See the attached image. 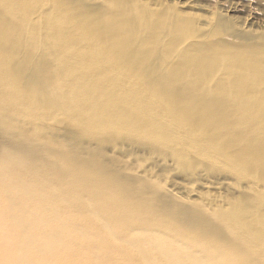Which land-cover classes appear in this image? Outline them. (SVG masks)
<instances>
[{
	"label": "bare ground",
	"instance_id": "1",
	"mask_svg": "<svg viewBox=\"0 0 264 264\" xmlns=\"http://www.w3.org/2000/svg\"><path fill=\"white\" fill-rule=\"evenodd\" d=\"M40 1L0 0V44L3 42V49L0 46V124L10 138L5 141L6 149L0 150V218H5L0 224H7L10 231L0 232V249L13 241L10 264H33L34 257L42 264L59 261L73 264L72 260L78 263L82 260L78 257L81 249H88L86 253L92 257L89 264H241V260L247 262L250 257H255L250 264H264L262 224L256 217L258 212L249 209L243 200H238L242 213L236 215L237 220L210 213L202 204L199 213L190 212L182 204L168 201L169 196H174L171 190L166 191L168 197L154 196L149 188L143 189L132 180L115 178L102 171L101 166L67 159L63 148H58L60 144L54 143L56 153L43 145L32 147L20 138L24 136V127L16 123L17 118L5 106L12 97L18 99L14 96L17 87L14 80L30 65L31 56L21 55L26 49L37 52L41 43L45 50L58 52L50 53V60L64 67L73 60L81 67L85 54L95 58L92 51L102 47L101 53L107 60L90 66L93 71L98 73L101 66L97 65L108 63L117 65L129 77L112 81L81 77L76 82L65 78L64 87L75 84L86 92L85 96L80 95L82 102L69 104L67 108L62 106L63 94L57 75H73L76 70L53 67L49 71L38 70L44 63L39 62L28 68L27 78L34 91L28 96L37 100L42 110L69 112L77 125L83 122L73 114L83 110L85 121L94 107L97 112H103L101 115L109 110L106 115L111 112L108 116L112 124L129 116L136 118L138 125L126 126L129 131L153 126L169 134L167 138L181 134V137L172 135L179 141L195 135L203 142L193 146L198 152L203 151V157L212 161L214 156H221L234 169L238 164L261 159L259 167L264 172V45L255 44L250 35L231 40L215 38L210 46L195 42L185 48L177 65L170 66L168 61L175 48L191 40L194 33L189 31L187 23L169 22L168 18L166 24L162 15L151 19L141 7L120 3L104 4L103 11H91L82 1L54 0L52 15L46 21L41 20V24L33 17ZM37 28L43 29V35ZM33 30L36 31L31 36ZM25 41L35 46L38 42L37 49L29 48ZM85 48L92 51H81ZM5 56L22 58L18 67L15 66L17 70L11 73L15 77L12 80L5 75L7 62H1L6 61L2 60ZM82 72L89 74L90 70ZM83 80L90 84H77ZM103 90L110 91V96H104L109 102L100 105L97 95ZM155 91L159 99L176 100L173 106L179 108L178 113L174 114L173 110V117L167 112L164 116L157 110L158 103L143 96L135 97L151 93L154 98ZM115 92L123 96L122 110L113 105L120 97ZM190 103L206 110L195 112L188 106ZM102 121L106 122L107 118ZM112 124L108 118L99 133L86 125H81V130L89 132L98 143H112L114 148L122 149L117 128L112 138L99 137L102 132H109ZM182 125L188 127V133L181 132ZM196 126L205 131H194ZM263 196L257 194L262 201ZM247 220L252 223L244 225ZM103 228L107 232L101 236L94 232H102ZM79 234H83L81 242L68 239ZM29 244L34 245L33 253L27 250ZM3 262L0 259V264Z\"/></svg>",
	"mask_w": 264,
	"mask_h": 264
},
{
	"label": "rangeland",
	"instance_id": "2",
	"mask_svg": "<svg viewBox=\"0 0 264 264\" xmlns=\"http://www.w3.org/2000/svg\"><path fill=\"white\" fill-rule=\"evenodd\" d=\"M77 1H82L85 4V7L91 11H103L104 4L116 5L120 3L123 6H135L137 8L141 7L142 10H144L146 13L144 15L147 17L149 16V18L151 19H157V17L162 15L166 19V24L172 21L187 23V27L190 29L189 31H194V33L191 36V40H187L185 44H181L175 48L174 52L171 55V59L168 61V63H170V66L177 65L185 48L191 46L195 42H198L204 46H210L213 45L215 38H217L218 40H231L242 35H250L253 37L252 40L255 44L261 43L262 45H264V0ZM53 2L54 0H41L40 3H38L36 8L34 9L35 14L33 15L38 23L41 22L42 24L43 21H46V18H49V16L52 15ZM167 19L169 20V22ZM36 30H39L40 34L43 35V29L37 28ZM36 30H33L32 33L30 31V35L32 36L33 32ZM29 33L28 36L30 39L31 36L29 35ZM6 42H13V40H7ZM25 42L21 44L24 46L30 45L29 48L32 47L33 49H37L38 42L36 43V46L35 43L32 44V42ZM2 43L3 42H1L0 44L1 48L3 47ZM10 44H6L5 46H8ZM42 46L43 45L39 43V48L37 50L38 53L35 50L30 53L27 49L25 50V52L21 53L22 56H31V58L29 59L30 65H28V68L31 67V65L40 64L39 62H44L41 69L38 70H43L42 68H44L46 71L52 70L53 68L58 70H61L63 68L76 70L73 75H57L59 87L63 94L62 106L64 107L68 108L69 104L82 102L83 98L80 97V95L85 96L86 93L83 92V87L80 88L75 84L69 87H64L62 85V80L65 78L76 82L77 78L79 79L81 77H83L84 79L90 78L92 80L98 78V80L104 79L107 81H112L114 79H123V77L125 78L127 76L129 77L128 73L120 70L119 67H115L117 65H108V63L97 65L101 66V71H99L98 73H95L93 71L94 69H92V67L90 66H93L96 62L99 64L107 60V58H105L101 53L102 47H93V51L90 50L91 48H85L81 50H87L89 52L92 51L95 53V58L90 59V57L86 54L83 56L82 60L85 59L83 66L80 67L79 62H75L76 64H74L73 60H69L71 64L64 67L59 65L60 62H55L52 58L50 60V58L48 57L50 53L55 54L58 53L57 51H53L50 49L45 50L44 48H42ZM178 54L179 57H176L178 56ZM19 58L17 60H15V58H11V61L9 57L5 56V58L2 59L6 60L1 62H7L5 64L8 67L5 75L9 76L10 78H15L14 76H11L14 75L11 73L14 72L13 70H17L15 66L18 67L19 61L22 59L21 57ZM33 59L36 60L34 61ZM174 60L175 62L173 63ZM28 68H26L24 72H21V74L17 77V80L13 79L14 81H16L17 86L15 88L16 92H14V96H18V99L14 100L12 97L9 102L5 104L10 115L17 118L19 123L17 121L16 123L19 126L24 127V136H20L23 141H27L31 144L32 147L43 145L46 148L50 149L52 153L58 152V149L54 147V143L60 144V147L58 148H63L64 152L67 153V159H81V161H84L85 163L88 162L89 164H93L98 167L101 166L102 171L107 174L111 173L115 178L119 177L121 179H126L129 181L132 180L131 182H135V184L137 185H142L143 189L148 190L149 188L154 196L159 195L168 197V193L166 191L171 190L174 196H169L170 199H168V201L171 203L173 201L178 202L182 204L181 207H187L190 212L193 211L195 213H199V211H201L199 209V206L200 204H202L206 205L208 209L212 211L210 213H215L223 218L231 217V219L237 220L236 215L238 216L240 212L242 213L240 205H238V203H240L238 202V200H243V202L249 209L251 208V210L254 209L258 212V214L256 213V217L261 222V229H263L264 231V201H262V197L257 198V194L258 197L261 194L262 196L264 195V172H261L259 167V165L262 164L261 159H258V161H254L250 164L246 162L238 164L237 168L234 169L231 163L221 156H214L212 158V161L206 157H203V151L199 150L198 152L197 148L193 146L196 143L202 144L203 141L198 136L192 135L194 137H185L184 141H179V138L177 139L174 136L175 134H178L179 136L181 134L174 132L175 134H172L174 136L170 135L171 138H167L166 135L169 134L161 132L153 126L132 129L131 131H129L126 126H132L133 128V125H138L136 123V121L138 120H135L136 118L129 116L132 119L131 120L129 117L126 118L124 115L126 120L121 119L122 122H118L117 120V122L115 121L112 124L111 118L110 116H108L109 114H111V112L106 115V113H108L109 111L108 109V111L106 110L107 112L104 111L106 112L104 113L105 115H101V113L103 112H97L96 109L92 107L90 112L91 116L88 115L89 119L85 121L82 120L85 117V114L83 110H80L76 115L73 114V116L77 117L81 121V123L83 122L82 124L77 125L73 122L72 117L69 116V112H62V110L60 109L58 111L42 110L39 107L38 101L32 97H29L34 91L30 86V79L27 78L30 72ZM112 68H116L117 71L111 70ZM85 69L90 70V73H80ZM157 71L160 73H165V70ZM131 75L137 76L136 74ZM131 78L133 79L134 77L132 76ZM77 84L81 86H87L90 83L83 80L82 83ZM108 93H110V91L108 92L107 90H103L98 93L97 97L99 99L98 103L100 105H103L102 102H109L107 99L104 100V96L108 95ZM116 93L117 92H115L114 95L120 94V92H118V94ZM154 93L155 94L153 95L155 96V99L152 97V95H150L151 93H141V96L137 95L135 97H138L140 99V97L143 96L144 98L150 99L151 102H154L155 104L158 103L159 107L157 110L159 112H163L164 116L167 112L173 117V110L174 114L178 113L177 109L179 108L174 109L173 106V102H175L176 100L170 97H168L167 99H159L156 95L158 93L156 91ZM69 95L73 96L70 97ZM119 96L120 95H118L117 97ZM121 97L123 98V96L121 95L119 99L116 98L115 101L113 100V105H115L120 110H122L120 107L123 103V101L122 103L120 101L122 100ZM155 104H152V106L154 107ZM188 106H191L190 108L195 109V112H201L200 109H205L204 107L191 105V103ZM183 109L185 110L187 109V107H184ZM67 113L68 115H66ZM103 118H107V121L109 118L113 128H111L109 132H102L103 134H101V136L99 137H101L102 139L112 138V135H116L113 133L117 128L116 131L118 132V136L122 141L121 144L123 145L122 149L114 148L112 143H98L97 139V142L96 140L94 141L93 138L88 134L89 132H86L85 129L84 131L81 130L86 125V127H93L95 132L99 133L100 130L102 131V127H104L107 122H103ZM81 125H83V127ZM0 126L1 150L6 149L7 147L5 141L8 138V134H5V130L7 129L1 124ZM183 127V129L181 128V132L188 133L186 132L188 130V127L186 125H184ZM25 128L26 130L29 129V131H25ZM169 128L171 129V127ZM89 129L91 130V128ZM193 130L196 132L197 130L198 132L199 130L205 131L204 129H199V126H196V128H194ZM68 135L71 138H69ZM73 135L76 136V139L74 138V140H71L74 137ZM75 144L78 145L76 146ZM74 148L76 149L74 150ZM100 150L101 153L98 154L97 152ZM213 159H215V161ZM244 172L249 176L245 175ZM147 183L148 186L146 185ZM253 193L255 195H253ZM171 197H175L177 200H174V198L171 199ZM3 221H5V218H0V223ZM251 223V221H245L244 225H248ZM4 230L7 233L10 232L7 224H0V232ZM94 232L101 236L106 233L107 230L103 228L102 232H97L96 230ZM68 239H78V241L81 242L80 239L84 238L83 234H79L76 238ZM12 242L13 241L6 242L3 250L0 249V259H4V262L1 264L11 263L9 258L14 248V243ZM85 246L86 244H84V246L82 247ZM27 250L29 253H33L35 250L34 245H27ZM86 252H88V249H81L78 257L82 260L78 263L72 260V263H92L91 255ZM252 259H255V257H250L247 262L241 260V264H250L252 262ZM32 260L34 261V263H39L40 261V259L35 257L32 258ZM58 264H65V261H59ZM68 264L71 263L68 262Z\"/></svg>",
	"mask_w": 264,
	"mask_h": 264
}]
</instances>
